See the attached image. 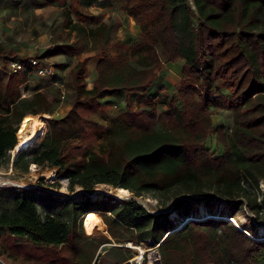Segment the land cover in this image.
I'll list each match as a JSON object with an SVG mask.
<instances>
[{
	"label": "trees",
	"instance_id": "1",
	"mask_svg": "<svg viewBox=\"0 0 264 264\" xmlns=\"http://www.w3.org/2000/svg\"><path fill=\"white\" fill-rule=\"evenodd\" d=\"M123 9L139 27L136 43L97 62L91 89L84 82L91 57L77 62L70 72L71 109L49 118L39 145L30 154L26 152L33 144L20 150L11 166L18 175L33 165L57 169L72 192L106 184L133 197L108 201L43 195L40 214L35 189L2 188L0 231L40 247L75 244L80 253L73 263L92 264L100 245L112 241L94 240L79 231L83 219L86 233L92 234L89 217L102 212L109 214V235L115 243H159L162 264H264V196L258 200L254 195L264 181V0H124ZM107 34L105 23L80 28L75 44L59 46L55 53H97L111 44ZM177 63L185 84L176 95L150 99L146 109L117 115L107 124L98 151L82 161L65 153V144L83 133L79 108L105 96L146 94L155 84V72ZM7 75L0 69V80ZM27 75L10 74L7 88L17 90ZM155 105L165 111L158 113ZM15 107L36 116L48 114L51 104L37 94L18 99ZM217 110L232 112L230 131L214 125ZM18 131L19 126L0 125V166L14 150ZM213 136L222 148L220 155L207 147ZM195 196L203 197L207 208L223 202L227 212L194 216ZM139 197H150L170 212L153 214ZM171 212L177 219L170 218ZM241 219L253 222L244 226ZM256 224H263V235L252 234ZM85 241L95 252H83ZM128 259L127 249L113 246L94 264Z\"/></svg>",
	"mask_w": 264,
	"mask_h": 264
},
{
	"label": "rangeland",
	"instance_id": "2",
	"mask_svg": "<svg viewBox=\"0 0 264 264\" xmlns=\"http://www.w3.org/2000/svg\"><path fill=\"white\" fill-rule=\"evenodd\" d=\"M74 2V0H71L70 8H65L60 12L59 18L64 20L60 25V29L63 30H56L59 29V27L55 25V23L53 25L46 23L44 20L45 16H39V19L35 16H29L27 19L30 26L25 25L23 29L11 31V29H8L4 25L5 22L2 20V15L0 14V56L4 57V60H7L12 57L9 55L10 53L16 56L17 51L23 50V56L35 57L42 63L52 66L55 70L53 78H42L30 72L27 75V81L17 90L7 88V77H9L10 74L5 70L9 75L4 77L5 79L0 80V125L2 127L15 128L19 126L20 128L24 121L37 119L40 122L39 140L43 134L44 136L42 138L46 136L48 130L47 120L49 118H60L71 109L74 103V91L70 72L77 62L90 56H87V54L76 55V53H55V51L60 50L59 46L75 44L77 32L80 28L89 30L95 28L97 24L94 21L88 23L89 20L87 18L84 21L77 18L79 17V14L76 12L78 7H76V3ZM48 17L49 20L50 16ZM54 19L56 21L58 20L57 15L54 16ZM117 23L121 25L122 30L118 29L117 35L114 36V38H109L111 44L107 46L113 49L112 53L114 54L125 51L135 44L140 34L139 27L127 17L118 16ZM49 50L51 54H48L47 51ZM55 55L57 57H55ZM181 66V63L165 64L157 70L155 72L154 91L151 94H135L127 97L120 95L115 98L104 97L99 101L92 102L79 108V113L83 119V133L65 144V153L75 158L77 162L82 161L84 157H87L90 153H96L98 151V147L103 143L107 124L117 115L125 112L127 109L131 111L146 109L150 99L156 101L158 97L167 96L171 98L176 95L179 88L185 84V81L181 78ZM86 76L85 72L84 82L87 87L86 83L88 78L86 79ZM161 87L164 88L162 91L159 90ZM37 94L44 95L50 102L51 109L48 114H39L36 116L22 114L21 109L15 107V103L18 99H33ZM61 94L64 95L63 99H61ZM155 106L158 113L165 111V108L162 106ZM23 118L24 120L22 121ZM212 121L215 126L220 125L223 126L226 131H230L233 125L232 112L217 110ZM16 137L18 139V136ZM42 138L39 141H34L32 143L33 146L30 147L26 154H30L31 151L39 145ZM207 147H209L215 155H220L222 152V148L216 144L214 136L208 140ZM18 152L19 151L14 153L9 150L7 152L8 156L6 155L2 158L0 179L2 181H10L23 185L26 187L24 190L35 189L37 191L35 197L37 204L42 202L43 197L41 196L43 195L58 196L57 198L75 197V199L80 200L88 196L93 200L103 199L108 201H122L133 197L129 192L126 194L127 191L125 190H118L106 184H98L90 192L84 191L79 187H75L73 192L69 191L67 180L58 174L57 169L46 170L53 169L48 167L42 168L33 165L29 167V172L27 174L18 175L13 173V170V172L11 171V165L15 158L14 156H16ZM8 188L10 187H4V189ZM260 189L259 193L254 194L258 200L264 196V183L260 185ZM5 192L8 194L7 192L9 191ZM192 199L198 203L195 206L194 216L205 213L225 214L227 212L223 202L216 203L210 208H207L202 206V202L204 201L203 197L195 196L192 197ZM137 201L153 214L170 212V209H160L156 201L150 197H139ZM39 211L40 214H42L41 205ZM94 214L95 215L89 217V229L86 227V221L84 223L87 230L93 233H86L82 219V231H79L80 235H85L94 240L104 238L112 241L111 243H103L100 245L94 260L97 259V255L102 256L108 248L113 246L123 247V250L127 249L129 251L128 260H130L136 254L137 250L135 248H126L125 244L127 242L117 244L112 240L109 235L111 231L108 223L109 214L102 212H94ZM170 218H176L174 212L170 213ZM102 219L106 221L108 228L105 226ZM251 222H253V219H241V223L244 226H247ZM233 224L235 225V223ZM262 225L263 224H256V230H254L252 234L257 236L263 235ZM134 244L143 249H149L156 243L146 241ZM81 247H83V252L88 254L95 252L93 244L88 241H85ZM78 251L80 253V249L72 243L57 248L40 247L32 245L25 240L17 241L6 232L0 231V264H74V256L77 260L79 257ZM94 260L92 264H94ZM100 264H106V262L101 260Z\"/></svg>",
	"mask_w": 264,
	"mask_h": 264
},
{
	"label": "crops",
	"instance_id": "3",
	"mask_svg": "<svg viewBox=\"0 0 264 264\" xmlns=\"http://www.w3.org/2000/svg\"><path fill=\"white\" fill-rule=\"evenodd\" d=\"M78 10L76 11L79 14V19L89 20L88 23L92 21L96 22V26L100 23H105L108 27V38H114L117 35V30H122L120 24H118V16L127 17L131 22L134 20L129 17L124 11V0H74ZM71 0H0V14L2 15V20L5 22L4 25L11 29V31H17L18 29H23L25 25L30 26L28 23L27 17H36L39 19V16H45L44 20L46 23L57 25L60 29V25L64 22L63 19H60V12L65 8H70ZM58 17L56 21L54 16ZM125 15V16H124ZM48 16L50 19L48 20ZM43 20V21H44ZM75 21V19H74ZM81 22V21H79ZM82 23V22H81ZM87 23V22H86ZM31 24V23H30ZM57 28V27H55ZM18 50V49H17ZM111 50V51H110ZM112 48L104 47L100 49L97 53H85L87 56H90V60L86 66V79L87 89H91L93 83L96 79V64L101 59H110L113 58L116 54L112 53ZM48 54H51L50 50L47 51ZM18 58L30 59L35 57H25L23 56V50L17 51ZM54 57V56H52ZM55 57H57L55 55ZM154 87V86H153ZM153 87L146 93H153ZM135 95H123L124 97ZM139 95V94H136ZM116 96H105L106 98H115Z\"/></svg>",
	"mask_w": 264,
	"mask_h": 264
},
{
	"label": "built area",
	"instance_id": "4",
	"mask_svg": "<svg viewBox=\"0 0 264 264\" xmlns=\"http://www.w3.org/2000/svg\"><path fill=\"white\" fill-rule=\"evenodd\" d=\"M0 69H5L9 74H15L24 71L29 74L30 72H32L42 78H53V76L55 75V70L52 66L46 65L36 58H30L26 61H22L19 58H9L7 60H4V57L0 56ZM63 98L64 95L61 94V99ZM12 170L13 169L11 167V171ZM4 187H13L15 189L23 190L26 189V187H24L23 185L12 183L10 181H2L0 179V189ZM125 247L135 248L137 252L130 260L122 264H162L159 254V243H156L149 249H143L131 242H127L125 244Z\"/></svg>",
	"mask_w": 264,
	"mask_h": 264
},
{
	"label": "bare ground",
	"instance_id": "5",
	"mask_svg": "<svg viewBox=\"0 0 264 264\" xmlns=\"http://www.w3.org/2000/svg\"><path fill=\"white\" fill-rule=\"evenodd\" d=\"M17 136H18V142H17V144H16V146H15V148L13 150L14 153L17 152V151H20V150H23V149L27 148L34 141L38 140V138L40 136V122H39V120L32 119L30 121H24L21 124L20 128H19V131L17 133ZM262 183H264V181H262L261 184ZM126 194H128V192H126ZM216 215L217 214H215V215L212 214L208 218H210V217H216ZM228 220L230 222H232V223H235L236 226L239 229H241L237 225V223L235 222L234 219L228 218Z\"/></svg>",
	"mask_w": 264,
	"mask_h": 264
},
{
	"label": "water",
	"instance_id": "6",
	"mask_svg": "<svg viewBox=\"0 0 264 264\" xmlns=\"http://www.w3.org/2000/svg\"><path fill=\"white\" fill-rule=\"evenodd\" d=\"M190 1H191V0H190ZM235 225H236V224H235ZM97 256H98V255H97ZM97 256H96V258H97ZM95 260H96V259H95ZM95 260H94V261H95Z\"/></svg>",
	"mask_w": 264,
	"mask_h": 264
}]
</instances>
